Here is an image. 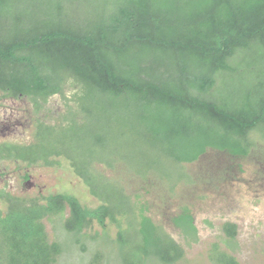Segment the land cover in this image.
Listing matches in <instances>:
<instances>
[{
  "label": "trees",
  "instance_id": "1",
  "mask_svg": "<svg viewBox=\"0 0 264 264\" xmlns=\"http://www.w3.org/2000/svg\"><path fill=\"white\" fill-rule=\"evenodd\" d=\"M10 1L0 0V15ZM107 4L82 26L60 21L0 29V88L31 96L38 107L39 100L64 95L67 88L71 100L80 105L100 104L102 97L118 104V111L135 108L154 142L167 143L164 155L177 166L197 162L210 149L244 159L255 148L253 135L264 141V0ZM254 73L257 90L245 91L244 79L255 80L247 76ZM221 82L233 84L231 99L216 95ZM38 122L36 136L40 129L43 133L38 145L10 146L5 158L51 166L53 157L65 156L48 147L51 127L56 126ZM68 143L77 152L74 140ZM92 156L81 158L84 166L69 158L91 195L101 201L93 210L69 194L26 199L0 190V264H57L66 249L50 241L46 221L60 224L75 240L94 223L102 228L107 221L117 224L115 244L123 264H175L183 258L184 249L153 221L145 205L129 203V209H120L115 198L131 202L123 191L101 194L93 180L96 173L91 172V165L100 162ZM131 213L135 219L122 230ZM173 224L187 242L197 241L198 228L188 208L173 218ZM132 229L135 245L132 234L128 236ZM222 230L221 243L233 250L236 224L226 222ZM102 258L97 254L94 261L100 264ZM211 259L214 264H240L218 244Z\"/></svg>",
  "mask_w": 264,
  "mask_h": 264
},
{
  "label": "rangeland",
  "instance_id": "2",
  "mask_svg": "<svg viewBox=\"0 0 264 264\" xmlns=\"http://www.w3.org/2000/svg\"><path fill=\"white\" fill-rule=\"evenodd\" d=\"M113 1L11 0L0 15V29L14 31L28 24L60 21L70 27L72 24L82 26ZM18 17L22 18L20 24L16 23ZM247 76H253L255 80L244 79L245 91L257 90V73ZM232 81L234 83V79ZM232 85L221 82L222 89L216 95L231 99ZM72 98L71 89L66 88L64 95L51 96L38 111L32 101H16L22 114V126L10 141L28 144L35 135L37 146L43 136L41 129L37 136L35 133L40 120L56 126L51 127L48 147L65 155L53 157L55 164L51 166L42 162H0V171L6 170L10 180L15 179L11 182L16 188V196L31 199L39 194L44 197L69 194L86 208H97L101 201L91 195L70 159L83 165L81 158L86 160L93 152L92 157L100 162L91 165L94 169L91 172L96 173L93 176L95 187L103 196H112L113 191L121 195L123 191L131 202L115 198L120 209H129V203L145 205L153 221L184 249L183 258L175 264H214L211 253L215 244L233 254L240 264H264V141L258 135H253L256 145L247 158L236 159L226 152L210 149L197 162L177 166L164 155L167 143L161 139L154 142L155 138L138 117L137 109L128 112L122 107L118 111V104L113 106L110 100L102 97L100 104L90 101L87 105L73 102ZM9 108H12L11 103L4 104L1 117ZM3 135L0 133V142L6 139ZM69 140H74L77 152L69 148ZM25 173L32 176L31 183L35 187L23 189L21 176ZM103 183L109 184L112 190ZM184 208H188L195 218L197 241L187 242L182 231L173 224V218ZM134 219L132 213L127 215L122 230H126ZM226 222L234 223L238 228L233 250L221 243ZM45 223L50 241L61 242L66 249L57 264H98L94 261L97 254L103 257L100 264H123V256L115 244L120 231L117 224L107 221V226L102 228L94 223L85 230L84 237L75 240L61 230L60 224ZM134 233L132 229L128 234H132L133 245L138 242ZM149 264H156V261L151 260Z\"/></svg>",
  "mask_w": 264,
  "mask_h": 264
},
{
  "label": "flooded vegetation",
  "instance_id": "3",
  "mask_svg": "<svg viewBox=\"0 0 264 264\" xmlns=\"http://www.w3.org/2000/svg\"><path fill=\"white\" fill-rule=\"evenodd\" d=\"M19 100H27V101H29V103H30V101H32L33 107L35 108L36 111H38L39 107H38L36 101H34L31 96L23 95L22 93L15 95L9 91H4L0 88V113H1V108L4 106V104H10L11 103V106H12L11 109L9 108V111L8 110L4 111L5 115L3 117H1L2 113L0 114V133H2V135L4 134L3 137L6 138V139H2L3 142H0V162H2L4 160H9L8 158L4 157L7 154H9L8 151L6 150V148H8L10 146L21 148V147H25V146L28 147V146H32V145L36 144L35 135L33 137V141L31 143H28V144H21L19 142L10 141L11 138L16 137L17 131L19 130V126H22V114H21V110L17 106V102H16ZM46 102L47 101H41L39 103L41 105V104L46 103ZM38 121H40V120H38ZM38 121H37V124L35 127V131L37 130V125L39 124ZM10 161H12V160H10ZM14 161L23 162L20 159H17ZM8 179H9V181H7ZM31 179H32V176L30 174H27V173H25L21 176V180H22L21 185H22L23 189L25 187L30 188L32 185H33V187H35V185L31 183ZM5 180L7 182H5ZM12 180H15V179L10 180V177L8 176L6 170L0 171V181L1 182L3 181V184L0 185V190H4L6 192L11 193L12 195H15L14 190L16 188L15 189L13 188V182H11ZM19 197H21V196H19ZM37 197H44V196L42 194H39Z\"/></svg>",
  "mask_w": 264,
  "mask_h": 264
}]
</instances>
